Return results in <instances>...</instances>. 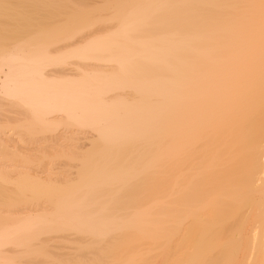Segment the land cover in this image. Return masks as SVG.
<instances>
[{
	"label": "bare ground",
	"instance_id": "obj_1",
	"mask_svg": "<svg viewBox=\"0 0 264 264\" xmlns=\"http://www.w3.org/2000/svg\"><path fill=\"white\" fill-rule=\"evenodd\" d=\"M94 1L0 0V264H264V0Z\"/></svg>",
	"mask_w": 264,
	"mask_h": 264
},
{
	"label": "rangeland",
	"instance_id": "obj_2",
	"mask_svg": "<svg viewBox=\"0 0 264 264\" xmlns=\"http://www.w3.org/2000/svg\"><path fill=\"white\" fill-rule=\"evenodd\" d=\"M94 1V0H93ZM93 4H95V5H93V6H100L101 5V3L99 2V0H95L94 1V3ZM107 24H105V26H106ZM101 26H103V25H101ZM94 27H92L91 29H93ZM90 29V30H91ZM61 131V132H60ZM69 131H71L70 133L71 134H69V132H68V136H70L71 135V138H75L76 139V137H77V139H76V142H75V139H74V147H76V148H80V146L81 145H83L84 146V148L87 146V145H89L88 144V142L90 143V140H89V138L91 139L92 138V136H93V133L92 132H87L86 130H82L83 131V133L84 134H82V131H77V130H69ZM86 131V132H85ZM81 132V133H80ZM58 134L60 133V135H62L63 134V131H62V129L60 130L59 129V131L57 132ZM62 133V134H61ZM72 133H75V134H77V136L75 135L74 137H72L74 134H72ZM87 133V134H86ZM81 134V135H80ZM83 135H85V137L83 136ZM91 135V136H90ZM78 136H81V138H79ZM86 136L88 137V138H86ZM90 136V137H89ZM84 138H86V140H88V141H86V140H83ZM78 140V141H77ZM36 142L35 143H40L41 142V140H38V139H36L35 140ZM38 141V142H37ZM78 142V145L77 144H75V143H77ZM41 143H43V142H41ZM84 143V144H83ZM63 144H66V143H63ZM77 145V146H76ZM86 145V146H85ZM83 146H81V147H83ZM67 250V251H66ZM59 252V251H58ZM65 252H70V250L69 249H60V253L62 254V253H65Z\"/></svg>",
	"mask_w": 264,
	"mask_h": 264
}]
</instances>
